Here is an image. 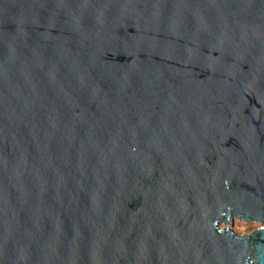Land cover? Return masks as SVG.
<instances>
[{"label": "water", "instance_id": "water-1", "mask_svg": "<svg viewBox=\"0 0 264 264\" xmlns=\"http://www.w3.org/2000/svg\"><path fill=\"white\" fill-rule=\"evenodd\" d=\"M0 264H264V0H0Z\"/></svg>", "mask_w": 264, "mask_h": 264}, {"label": "rangeland", "instance_id": "rangeland-1", "mask_svg": "<svg viewBox=\"0 0 264 264\" xmlns=\"http://www.w3.org/2000/svg\"><path fill=\"white\" fill-rule=\"evenodd\" d=\"M223 227V226H221ZM258 227V225L253 224V223H244V222H239L234 220V224L232 227V230L237 233L238 235H242V234H248L250 232H252L253 230H255Z\"/></svg>", "mask_w": 264, "mask_h": 264}]
</instances>
